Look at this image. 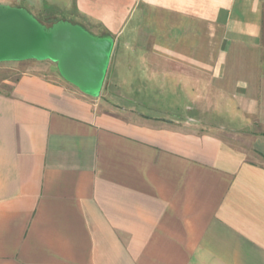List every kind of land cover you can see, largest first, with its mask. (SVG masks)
Masks as SVG:
<instances>
[{
    "label": "crops",
    "instance_id": "0c3cea01",
    "mask_svg": "<svg viewBox=\"0 0 264 264\" xmlns=\"http://www.w3.org/2000/svg\"><path fill=\"white\" fill-rule=\"evenodd\" d=\"M0 4L141 53L98 98L41 72L0 90V264H264V0Z\"/></svg>",
    "mask_w": 264,
    "mask_h": 264
},
{
    "label": "water",
    "instance_id": "95a60500",
    "mask_svg": "<svg viewBox=\"0 0 264 264\" xmlns=\"http://www.w3.org/2000/svg\"><path fill=\"white\" fill-rule=\"evenodd\" d=\"M114 40L60 21L46 27L26 9L0 4V63L51 61L61 77L92 98L104 88Z\"/></svg>",
    "mask_w": 264,
    "mask_h": 264
},
{
    "label": "rangeland",
    "instance_id": "374dc122",
    "mask_svg": "<svg viewBox=\"0 0 264 264\" xmlns=\"http://www.w3.org/2000/svg\"><path fill=\"white\" fill-rule=\"evenodd\" d=\"M5 6H9L5 4ZM11 7V6H10ZM16 7V6H12ZM24 9H26L32 16H34L40 23H42L46 27H52L54 24L58 23V21L67 20L73 24L81 25L90 33H99V29L89 24L87 21L77 17L73 11H62L58 9H37L35 5H22ZM113 54H122L124 55V60L121 61L120 56L118 55V70L119 72H124L126 67H131L133 63L132 57L135 54H141L139 51L132 50L131 48H123L119 50L117 53ZM115 63L116 57L112 58ZM111 64L109 65L108 71L110 72ZM41 72L45 76H48L51 79L55 80H63L61 75L58 72L57 65L51 61H24V62H9V63H0V90H7V83L11 84L19 79L23 74L26 73H37ZM108 72V73H109ZM126 75V78L129 79V71ZM125 72V73H126ZM107 73V75H108ZM107 79V77H106ZM106 82V80H105ZM111 93L108 90V84H106L104 89V96L110 98ZM123 104L127 105L129 102H123Z\"/></svg>",
    "mask_w": 264,
    "mask_h": 264
},
{
    "label": "trees",
    "instance_id": "16d2710c",
    "mask_svg": "<svg viewBox=\"0 0 264 264\" xmlns=\"http://www.w3.org/2000/svg\"><path fill=\"white\" fill-rule=\"evenodd\" d=\"M62 21L70 22V21H67V20H62ZM58 22H60V21H58ZM70 23H71V22H70ZM103 37H110V38H111V36H110V35H108V34H106V35H103Z\"/></svg>",
    "mask_w": 264,
    "mask_h": 264
}]
</instances>
